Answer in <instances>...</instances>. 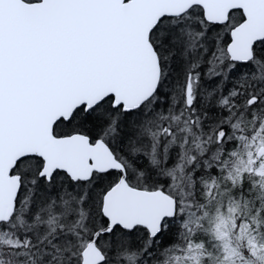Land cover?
<instances>
[{"label":"snow or ice","instance_id":"6c2138e0","mask_svg":"<svg viewBox=\"0 0 264 264\" xmlns=\"http://www.w3.org/2000/svg\"><path fill=\"white\" fill-rule=\"evenodd\" d=\"M0 264H264V0H0Z\"/></svg>","mask_w":264,"mask_h":264},{"label":"water","instance_id":"95a60500","mask_svg":"<svg viewBox=\"0 0 264 264\" xmlns=\"http://www.w3.org/2000/svg\"><path fill=\"white\" fill-rule=\"evenodd\" d=\"M125 2H127V0H125Z\"/></svg>","mask_w":264,"mask_h":264}]
</instances>
